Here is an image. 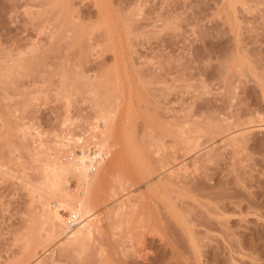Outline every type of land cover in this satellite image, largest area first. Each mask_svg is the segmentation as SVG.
Instances as JSON below:
<instances>
[{"label": "rangeland", "instance_id": "374dc122", "mask_svg": "<svg viewBox=\"0 0 264 264\" xmlns=\"http://www.w3.org/2000/svg\"><path fill=\"white\" fill-rule=\"evenodd\" d=\"M58 1L0 0V264H264V0ZM107 142L99 230L46 240L48 158Z\"/></svg>", "mask_w": 264, "mask_h": 264}, {"label": "bare ground", "instance_id": "6f19581e", "mask_svg": "<svg viewBox=\"0 0 264 264\" xmlns=\"http://www.w3.org/2000/svg\"><path fill=\"white\" fill-rule=\"evenodd\" d=\"M62 1H64V0H62ZM58 2H60V0ZM248 125H250V124H248ZM260 127L263 128V126H260ZM250 128L251 127L249 126V129L248 128L247 129L250 130ZM256 128H257V126H256ZM251 129H254V127H252ZM234 134L232 135L233 137L231 136V138H234ZM236 135L237 134H235V137H237ZM237 139H235V140L237 141ZM233 143H234V140H233ZM100 144L101 143H99V145H98L96 143L95 144L96 148H94V150L92 149L90 151V153L88 152L89 150L87 151V149H84V151L81 152L82 155H78V153H76V151H70V153L67 155V159H68L67 163L62 161L63 164L60 162L59 163L60 164L59 166L57 164H56L57 165L56 166L55 164L50 163L51 161H50L49 158H48V162L46 161L47 163L45 164V161H44L45 160V157H43L44 164L46 165L45 169L41 173V174L44 173L43 175H41V177L43 176L42 177V180L43 181L40 180V185L39 184L37 185L36 183L34 184V183H32L30 181L32 183V186H31V183L30 182H28L30 184H28V183L25 182L26 184L30 185V186L27 185L28 187L33 188V186L35 185L34 187H36L38 189V191H40V193H39L36 188H33V190H32L33 192L32 193L35 194V192L36 193L38 192L37 193L38 198L37 197L36 198L37 199H40V202L42 200H45L46 201V202L44 201V202L41 203L43 206L45 204V207H49V205L46 206V203L47 204H50V208H46L45 209L43 207V209L46 210V211L43 210L44 213H45V215L42 216L41 214H39V215H41V218L43 217V219L45 221L47 220L46 221L47 222V225L50 226V227L48 226V228H49L48 230L49 231L48 230L46 231V232H48V234L46 235V240H50V239H52L54 237L55 238H58L59 237V239L63 240V242L60 241L61 243H64V244H67V245L68 244H70V245H73V244L81 245V244L85 243L86 240H89L93 236L95 230L96 231L99 230V225H97V223H96L97 222L96 221L97 219L95 218L96 217L95 209L100 208L101 207L100 205L104 204L105 202L101 201V196L99 194L100 192L99 191L97 192V186L95 188V186H94L95 184L93 185V183H94L93 181L96 179L95 176H97V178H98V175L100 173L102 174V171L101 170H102L103 163L105 161V157L108 155L107 153L110 151V149H109V151H107V149L109 148V146L107 148L108 142L106 143V145L105 144H101L100 145ZM95 146L93 145V147H95ZM39 151H41V150H39ZM34 153H36V152L34 151ZM37 153L35 154L37 156V160L40 159L42 156H45L47 154V153L45 154V153L42 152L43 154L41 155V157H39V152H37ZM211 153H212V151H211ZM70 154H74V157H72V159H70V157H69ZM46 157H49V155L46 156ZM41 161H42V158H41ZM54 162L57 163L56 161H54ZM185 164H187V163H185ZM185 164H183V167L184 168L186 166ZM181 165H182V163H181ZM188 165H190V164H187V167H188ZM44 166L42 167V169L44 168ZM173 168H175V167H173ZM184 168L182 170H184ZM176 169H173V170H176ZM73 173L74 174L76 173L78 176L76 174L74 176H76L78 178L80 177L79 179L81 180V181L79 180L80 181V186L78 185L79 181H77V185L78 186H77V189L74 188V190L71 189L68 186L69 184H63L65 178L68 177V174L69 175H72ZM186 174H187V172H186ZM100 175H99V177H100ZM93 178H94V180H93ZM26 181H28V180H26ZM65 181H66L65 183H68L69 180L66 179ZM122 184L123 183H121V185ZM39 189L43 190L45 192V194L47 193V195L49 194L50 196H53L55 198L56 197H59L61 199V202L63 203V206L62 205L60 206V204H58V205L54 206V208H53V205L55 203L53 205H51L50 202H52V201H49L50 196L45 195L44 192L42 191L43 192L42 193L41 190H39ZM95 190H96L97 193L95 192ZM30 192H31V189H30ZM34 199H35V196H34ZM35 201H36V199H35ZM37 201H39V200H37ZM127 202L128 201L120 200L119 203H117L115 205L113 204L114 206L113 205H109L110 203L103 205L102 206L103 208L109 207V209L108 208L106 209L107 211L105 213V215L107 216V218L109 220L110 219H113V218L114 219L118 218L119 221L122 219L123 221L125 220L126 222H129V221L131 222V219H133V216H134V211L136 212V209H134V208H136L137 205H135V204H129L130 202H128V203ZM56 203H59V202L56 201ZM134 205L136 207H134ZM110 206H113V207H110ZM48 209H49V212H48ZM97 210H99V209H97ZM46 212H48V213H46ZM46 214H47V216H46ZM73 215H76L78 217V221H77L78 223L74 227L68 228L67 225H66L67 217L73 216ZM45 216L48 217L49 219L48 218L45 219ZM123 218H126V219H123ZM108 219H107V221H108ZM123 221L120 222V223H123ZM111 222H113V221H111ZM38 223H40V221H38ZM118 225H120V224H118ZM45 229H46V227H45ZM45 229H43V230H45ZM38 230H40V229H38ZM39 232L41 233V231H39ZM38 236H39V234H38ZM35 238H38L37 237V234H36V237ZM28 242L30 243V241H28ZM37 243H38V241H37ZM35 245L36 244H33V246H35ZM38 246H40V245H37L36 247H38ZM29 247H31V246H29ZM30 252L33 253L32 251H30ZM33 258H34V256H33ZM34 259H36V258H34ZM39 259H40V257H39ZM37 260H38V258H37Z\"/></svg>", "mask_w": 264, "mask_h": 264}, {"label": "built area", "instance_id": "2783aa9c", "mask_svg": "<svg viewBox=\"0 0 264 264\" xmlns=\"http://www.w3.org/2000/svg\"><path fill=\"white\" fill-rule=\"evenodd\" d=\"M93 150H94V148H93ZM69 157H70V159H72V157H74V154H70ZM77 221H78V217L76 215L69 216L67 218L66 225L68 228H72L78 223Z\"/></svg>", "mask_w": 264, "mask_h": 264}]
</instances>
